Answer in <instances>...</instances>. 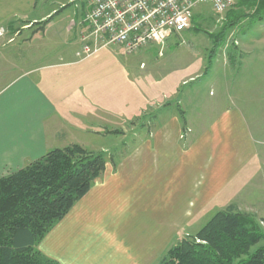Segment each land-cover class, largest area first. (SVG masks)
<instances>
[{"label":"crops","instance_id":"obj_1","mask_svg":"<svg viewBox=\"0 0 264 264\" xmlns=\"http://www.w3.org/2000/svg\"><path fill=\"white\" fill-rule=\"evenodd\" d=\"M55 12V0H0V26L15 31L6 41L0 39V177L51 149L81 143V133H97L96 125L104 127L105 110L125 118L136 106L135 96L129 94L133 106L120 110L118 92L110 93L104 78H89L80 67L83 61L74 56L85 12L80 17L74 12L75 31L52 22L59 11ZM39 22L42 39H32V46L15 39L20 30L28 32ZM238 41L240 67L256 41ZM51 43L60 46L57 59L34 64L39 57L35 49ZM212 79L216 83L208 89L209 96L219 87V80ZM228 79L225 96L202 105L208 115L194 109L198 116L192 123L187 120L198 130L185 147L178 142L181 121L172 114L174 109L169 117L167 107H184L183 88L194 87L186 83L191 78L166 76L147 88L149 105L171 102L156 130L121 154L118 147H101L118 149L116 165L106 163L89 190L39 240L37 249L58 264H155L173 240L184 236L186 227L203 222L199 218L211 206L221 210L249 192L244 183L250 169L264 163V147L252 132L249 117L224 98L232 87ZM111 86L118 89V80ZM186 107L198 106L193 101ZM225 192L228 196L222 201Z\"/></svg>","mask_w":264,"mask_h":264},{"label":"rangeland","instance_id":"obj_2","mask_svg":"<svg viewBox=\"0 0 264 264\" xmlns=\"http://www.w3.org/2000/svg\"><path fill=\"white\" fill-rule=\"evenodd\" d=\"M92 2L93 0H55V8L59 12L53 17L52 22L58 23L59 26L64 24L65 28L75 31L77 21L73 15L75 13L77 17L83 15L91 7ZM237 3L239 4V0H236L232 8L223 12L214 11L209 4H198L193 9L189 27L179 35L169 38L166 42L168 49H163L161 55L159 47H151L128 55L117 44H109L82 60L83 63L80 67H83L89 78L98 80L104 78L105 87L110 85V93L113 92L117 95L118 92L120 110L130 104L133 106L132 103H128L129 94L135 96L136 106L131 107L134 108L132 115L125 118L120 115H107L110 113L105 110L102 114L104 127L96 125L95 132L97 133H88L87 135L81 133L78 137L81 143L78 144L88 151H99L101 147H118L120 148L118 154L139 144L146 135H150L148 133L156 130L155 127L158 125L164 109L171 103L163 100V103L155 101L149 105L147 99V88L156 87L167 76V79L190 77L191 80L186 83L190 82L191 85H194V87L183 88L187 93L184 107H167L169 117H171L173 109L174 113L172 114H176L179 119L182 114L184 124L178 133V142L184 147L191 135H195L194 131L198 130V127L192 128L187 120L191 123L194 122V116L197 115L194 109L208 115L207 112H204L207 107L202 105L210 100L223 98V85L227 82L226 78H229L228 81L230 84L232 83V87L228 89L224 98H228V101L240 106L246 118L249 117L252 125L251 130L260 140L259 142H263L262 147H264V41L263 44L258 43L264 40V26L260 25L264 24V11L256 10L255 6H251L250 1L241 6H237ZM231 23L234 24L230 25ZM37 25L39 24H34V28L28 32L20 30L18 26L20 34L15 39L27 41L32 46V39L40 40L43 36L38 34L40 32H37L39 29ZM14 32L5 31L0 39L6 41L7 37ZM238 40L256 41L250 49V55L245 56L240 67L242 56L236 50ZM35 50L39 57L34 64L43 65L57 59L60 46L57 43H51L50 46H40ZM141 63L144 64L143 67H140ZM212 77L219 80V87L216 85L217 89L213 90L215 95L209 96L208 89L216 83ZM117 80L119 88L116 87L113 90L111 83H116ZM193 101L198 107H186ZM150 106H152V110L148 111ZM123 142L127 144L125 149L122 148ZM250 170L252 173L248 172L251 173L248 181L247 179L245 183L243 181L249 192L241 193L237 200L233 201V205L236 211L246 218L249 227L264 235V163L258 162ZM236 187L239 188V184ZM227 196L228 192H225L219 199L224 201ZM214 205L217 207L216 203ZM216 211L217 209L211 206L199 218V222H203L186 227L184 236H193ZM174 242L175 240L170 243L169 247ZM262 245H264V238L252 247V250Z\"/></svg>","mask_w":264,"mask_h":264},{"label":"trees","instance_id":"obj_3","mask_svg":"<svg viewBox=\"0 0 264 264\" xmlns=\"http://www.w3.org/2000/svg\"><path fill=\"white\" fill-rule=\"evenodd\" d=\"M247 1L264 11V0H239V6ZM180 120L183 126L182 114ZM117 150L88 151L71 143L0 177V264H58L37 243L89 190L107 162L116 165ZM247 223L230 204L193 236L175 240L155 264H264V245L252 250L264 235Z\"/></svg>","mask_w":264,"mask_h":264},{"label":"built area","instance_id":"obj_4","mask_svg":"<svg viewBox=\"0 0 264 264\" xmlns=\"http://www.w3.org/2000/svg\"><path fill=\"white\" fill-rule=\"evenodd\" d=\"M236 0H93L80 22L77 60H85L100 48L117 44L130 55L159 47L185 31L198 4L216 12L231 8ZM5 32L0 26V36ZM144 64L141 63L140 67Z\"/></svg>","mask_w":264,"mask_h":264}]
</instances>
